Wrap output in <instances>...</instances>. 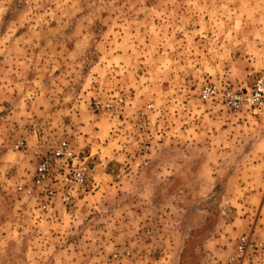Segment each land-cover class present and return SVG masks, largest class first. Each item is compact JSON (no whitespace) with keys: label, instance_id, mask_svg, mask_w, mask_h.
I'll list each match as a JSON object with an SVG mask.
<instances>
[{"label":"rangeland","instance_id":"rangeland-1","mask_svg":"<svg viewBox=\"0 0 264 264\" xmlns=\"http://www.w3.org/2000/svg\"><path fill=\"white\" fill-rule=\"evenodd\" d=\"M262 76L264 0H0V264H120L112 255L123 251L127 264H227L241 235L264 243V118L199 100L203 86L238 92ZM117 98L125 106L114 113L92 110ZM149 104L143 140L182 165V212L135 224L127 213L131 203L141 212L140 183L124 186L126 163L95 168L98 184L49 214L18 190L64 141L81 155L105 148L101 159L117 147L144 156L124 116ZM209 112L224 124L200 136L170 133L176 115L185 123ZM190 140L198 146L186 151ZM88 162L92 171L101 163ZM249 264H264V251Z\"/></svg>","mask_w":264,"mask_h":264},{"label":"built area","instance_id":"built-area-1","mask_svg":"<svg viewBox=\"0 0 264 264\" xmlns=\"http://www.w3.org/2000/svg\"><path fill=\"white\" fill-rule=\"evenodd\" d=\"M199 100L202 103L220 100L222 107L232 113L246 112L264 118V76L258 78L250 88L238 92L224 90L221 93L215 87L203 86L199 91ZM124 106L125 101L117 98L105 102L94 101L92 110L111 114ZM154 110V106L149 104L145 109H134L124 116V120L131 125L143 145L144 156L152 149L150 140L143 138L148 136L149 114ZM154 140L160 142L161 138L156 136ZM92 174L87 157L77 152L71 143L64 141L39 160L34 167L29 186L20 185L18 190H25L39 211L49 214L56 205L65 209L74 201L81 200L88 187L95 184ZM116 179L121 180L120 175ZM143 235L151 239L152 232L146 229ZM263 251L264 243L256 240L254 234L241 235L237 239L233 254L227 259V264H249L255 254ZM112 259L117 263L127 264L133 257L131 252L123 251L114 253Z\"/></svg>","mask_w":264,"mask_h":264},{"label":"crops","instance_id":"crops-1","mask_svg":"<svg viewBox=\"0 0 264 264\" xmlns=\"http://www.w3.org/2000/svg\"><path fill=\"white\" fill-rule=\"evenodd\" d=\"M194 113H189L185 115V118L188 119L185 123H181V119L179 118V115H176V118L173 119V123H176V126L171 129L170 133H173L174 131H177L178 129H183L184 133L187 134L186 138L190 133L195 134V136H200L203 135L206 132H210L211 126L219 123H223L224 117H219L215 113H202L198 114L196 118L194 119ZM92 119H89L86 122L87 124H90L89 121ZM191 120H197V123H191ZM92 125L97 126L94 123H91L90 126L92 128ZM85 126V127H86ZM180 127V128H179ZM208 128V131L206 130ZM81 130H85L84 127H80ZM84 132V131H82ZM181 135V134H180ZM123 136V134H122ZM121 139V136H119ZM161 137V136H160ZM184 137V136H183ZM81 138V137H80ZM206 138H208L206 136ZM86 140V139H85ZM117 140V141H118ZM87 141V140H86ZM115 141V139H113ZM92 143V140L88 141ZM215 143H208V142H201V147H214ZM88 146V145H87ZM187 147H185L186 151L194 150L198 145L195 144L193 145L192 141L190 140L189 145L186 144ZM193 146V147H192ZM83 149L81 150L82 155L87 157L89 160L97 159L101 163H95V166L93 168V173L95 171V168H102L106 163L112 162V164H116L115 166L117 167L118 164H123L124 163L129 164L130 167L129 169L132 171H129L127 174V177L129 179H125L123 181L124 186H133L135 182L134 180L137 179L136 183H140L138 187H135L136 189V198H138L139 202L137 203V206L140 209V214H136L135 211H132V206L134 203H131V205H128V217L132 221H134L135 224H141L140 228L147 227L148 224H145L146 221L148 220L150 222L151 219L159 218L162 217L163 215L169 216L173 215L174 213L180 211L182 212V208H178V200L180 197L175 194V190L178 189L180 186L183 184V179L179 177V175L176 173L178 167H181L182 165L180 164L179 160L174 158H171L170 156L165 157V148L164 147H155V149H152V151L146 155V156H140L139 158H134L133 160L129 157H125L124 154L119 153L118 150L121 148L117 147L116 150V156L113 157L112 159H101L103 152L106 151L105 148L100 147L99 149L88 146V147H82ZM128 147H124L123 150L127 149ZM154 148V147H153ZM173 150L176 151H181L180 148L174 147ZM206 150H209L206 148ZM122 151V150H121ZM133 158V156H132ZM171 158V159H170ZM150 161V162H149ZM144 164L143 167H140L138 169V175L137 172L134 174V168L138 164ZM109 164V163H108ZM150 167L152 169V172H150V169H145V167ZM132 167V168H131ZM192 167H195L192 165ZM176 168V169H175ZM174 171V172H172ZM133 173V175H132ZM150 173H153V177L150 175ZM97 176L92 174V178L94 182H97L98 184V178ZM159 190V192L157 191ZM258 192V190H256ZM131 194V193H130ZM132 196V195H131ZM158 196L159 197V202L158 204H154V198L153 197ZM163 198V199H162ZM262 198L264 199V194L262 195ZM140 200H142L140 202ZM154 204V205H153ZM131 224V223H130Z\"/></svg>","mask_w":264,"mask_h":264},{"label":"trees","instance_id":"trees-1","mask_svg":"<svg viewBox=\"0 0 264 264\" xmlns=\"http://www.w3.org/2000/svg\"><path fill=\"white\" fill-rule=\"evenodd\" d=\"M89 163V162H88ZM89 167H90V169L92 170V168H91V166H90V164H89ZM145 169H150V167H145Z\"/></svg>","mask_w":264,"mask_h":264}]
</instances>
